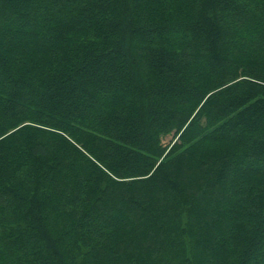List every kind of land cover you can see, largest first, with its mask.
<instances>
[{
	"label": "trees",
	"instance_id": "trees-1",
	"mask_svg": "<svg viewBox=\"0 0 264 264\" xmlns=\"http://www.w3.org/2000/svg\"><path fill=\"white\" fill-rule=\"evenodd\" d=\"M0 264H264V0H0Z\"/></svg>",
	"mask_w": 264,
	"mask_h": 264
},
{
	"label": "rangeland",
	"instance_id": "rangeland-1",
	"mask_svg": "<svg viewBox=\"0 0 264 264\" xmlns=\"http://www.w3.org/2000/svg\"><path fill=\"white\" fill-rule=\"evenodd\" d=\"M172 140V135L166 136L163 138V144L166 145Z\"/></svg>",
	"mask_w": 264,
	"mask_h": 264
}]
</instances>
